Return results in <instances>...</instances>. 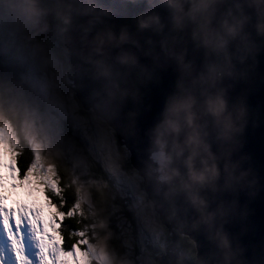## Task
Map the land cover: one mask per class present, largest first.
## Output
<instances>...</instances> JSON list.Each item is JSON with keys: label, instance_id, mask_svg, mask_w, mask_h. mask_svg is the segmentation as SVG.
<instances>
[{"label": "water", "instance_id": "95a60500", "mask_svg": "<svg viewBox=\"0 0 264 264\" xmlns=\"http://www.w3.org/2000/svg\"><path fill=\"white\" fill-rule=\"evenodd\" d=\"M202 3L195 20L184 16L178 24L167 0H2L4 9L27 18L28 30L42 41L57 45L61 34L70 66L65 83L127 150L169 235L153 264H264L262 17L254 0ZM190 4L184 0L185 13ZM221 41L223 49L216 48ZM209 64L231 72L209 89L223 91L232 113L234 131L225 142L215 139L212 118L203 111L199 78ZM189 93L196 99L195 123H206L209 150L217 157L214 181H195L187 150L177 154L187 131L183 121L180 133L161 135L168 108ZM179 236L194 243L193 260Z\"/></svg>", "mask_w": 264, "mask_h": 264}, {"label": "rangeland", "instance_id": "374dc122", "mask_svg": "<svg viewBox=\"0 0 264 264\" xmlns=\"http://www.w3.org/2000/svg\"><path fill=\"white\" fill-rule=\"evenodd\" d=\"M28 29L27 18L13 10L0 11V57L16 77L6 88L8 104L19 110L35 153L27 175L19 179L17 139L0 115V264H153L154 253L166 245V233L140 177L123 168L113 130L94 114L82 112L64 80V74H70L68 59L66 65L60 62L52 45ZM61 156L69 159L81 181L79 207L90 211L89 187L98 184L86 178L93 162L113 181L112 198L123 203L112 204L115 229L83 237L84 247L75 245L69 252L62 248L56 210L44 192V187H55L54 160ZM115 240L124 250L120 257Z\"/></svg>", "mask_w": 264, "mask_h": 264}, {"label": "trees", "instance_id": "16d2710c", "mask_svg": "<svg viewBox=\"0 0 264 264\" xmlns=\"http://www.w3.org/2000/svg\"><path fill=\"white\" fill-rule=\"evenodd\" d=\"M2 10H4V8L2 6L1 0L0 11ZM58 34V44H51L53 48V54L60 62L66 65L67 52L62 45L61 34ZM42 42L50 45L48 42ZM15 79L16 77L10 73V69L6 62L0 57V115L6 118L13 127L18 143L17 152L15 153V165L19 179H23L27 175L35 160V153L28 137L23 131V124L19 110L12 108L8 104L6 88L12 87V85H14ZM63 91L66 93V85L63 87ZM82 112L84 114H93L91 111L84 112L82 110ZM119 148L121 149L123 155V168L136 173V171L130 166L127 150L121 146H119ZM54 163L55 187H44V192L46 194L47 200H49L51 205L55 206L56 212L61 215V218L58 220V232L63 240V248L67 250L76 244L84 247V245L80 242L83 237H91L94 232L100 231L103 233L104 230L109 228L115 229V225L113 224L114 214L112 212V204L121 205L123 203L120 200L112 198L111 192L113 190V181L107 176L104 170L100 168V165L96 162H93L92 165H90L91 173L86 177L90 180L94 179L98 183L89 187L92 203L89 211L87 207L78 206L80 200L81 181L78 179V175L75 169L72 167L69 159L62 156L57 157L55 158ZM95 224H105V228L103 227L101 229H97L94 227ZM163 229L166 233L167 244L169 241V235L167 234L165 227H163ZM178 238L183 251L186 253L189 259L193 260L194 243L187 236H179ZM115 243L118 247H116L117 254L120 257L124 252L123 247L120 242L116 240ZM154 252L155 249L152 250V255ZM119 257L117 260H119ZM90 264L99 263L95 260H91ZM116 264H118L117 261Z\"/></svg>", "mask_w": 264, "mask_h": 264}, {"label": "clouds", "instance_id": "9594fccd", "mask_svg": "<svg viewBox=\"0 0 264 264\" xmlns=\"http://www.w3.org/2000/svg\"><path fill=\"white\" fill-rule=\"evenodd\" d=\"M257 5L258 11L262 19L257 23L258 32L264 33V0H254ZM167 3L171 9L174 10L176 15V22L179 24L184 16L195 20L198 14H201L206 7L197 0H191L190 8L187 13L184 12L183 3L184 0H167ZM153 22L158 23L156 17L150 18ZM37 20H33V24L37 23ZM146 21H141V27H147ZM233 29H229V32H233ZM204 43L210 44L211 41L207 35L204 37ZM218 49H223L224 42H220L215 45ZM222 74L231 75L230 71L222 69L217 64H209L206 67V73L199 78L200 95L203 97V111L205 116L212 118V125L215 130V139L220 142H225L230 139V133L234 131L232 113L228 111L227 102L223 97V91H210L215 83L220 79ZM208 85V87H203ZM191 87L196 88L197 82L192 81ZM196 99L195 96L189 93L187 96L182 97L174 101L168 108V116L164 121V128L161 135H167L169 133L175 135L181 131V121L187 128L185 133V139L183 146L179 148L177 154L179 155L184 150H187L188 155L185 160L186 166L189 170V175L197 182L205 183L214 181L218 178L219 172L216 167L217 157L213 156L210 152L209 144L207 143L208 132L206 123L204 125L195 123L196 114L193 111ZM242 114V110H238V116ZM197 161L201 165L199 169L196 168ZM209 161L212 163L209 164ZM225 170H228V165H225Z\"/></svg>", "mask_w": 264, "mask_h": 264}, {"label": "bare ground", "instance_id": "6f19581e", "mask_svg": "<svg viewBox=\"0 0 264 264\" xmlns=\"http://www.w3.org/2000/svg\"><path fill=\"white\" fill-rule=\"evenodd\" d=\"M185 253V252H184ZM186 254V253H185ZM187 256V255H186ZM188 257V256H187Z\"/></svg>", "mask_w": 264, "mask_h": 264}]
</instances>
